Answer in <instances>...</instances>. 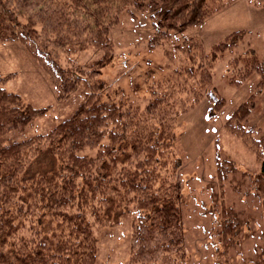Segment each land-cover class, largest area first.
Returning <instances> with one entry per match:
<instances>
[{"label": "trees", "instance_id": "trees-1", "mask_svg": "<svg viewBox=\"0 0 264 264\" xmlns=\"http://www.w3.org/2000/svg\"><path fill=\"white\" fill-rule=\"evenodd\" d=\"M233 1L0 0V44L21 42L59 100L84 95L74 113L47 132L12 138L49 107H36L7 90L4 84L14 73L0 70V264H96L94 226L117 223L129 209L135 212L131 264H181L183 225L175 180L180 160L173 147L178 114L187 106L167 99L163 80L152 87L146 107L133 111L128 100L109 95L99 76L101 61L81 65L73 58L93 45L111 59V28L133 9L149 12L159 28L157 38L167 40L176 31L202 25ZM244 32L232 31L209 53L195 36L178 45L189 62L181 72L189 78L194 100L202 92L194 82L205 84L210 65ZM247 51L241 76L257 71L262 86L264 61L252 47ZM207 90L214 107H220L223 99ZM252 96L227 124L262 159L255 186L264 205V133L253 139L254 128L242 125L254 105ZM221 210L219 252L228 256L240 224L228 222L224 203ZM253 264H264V255Z\"/></svg>", "mask_w": 264, "mask_h": 264}, {"label": "rangeland", "instance_id": "rangeland-1", "mask_svg": "<svg viewBox=\"0 0 264 264\" xmlns=\"http://www.w3.org/2000/svg\"><path fill=\"white\" fill-rule=\"evenodd\" d=\"M158 29L149 12L133 9L123 13L111 28V59L93 45L73 59L81 65L101 61L99 76L105 80L109 95L128 100L126 105L133 111L144 109L152 97V87L156 90L157 83L165 80L167 99L173 105L187 106L178 114L173 147L180 160L175 180L180 189L184 256L179 260L181 264H253L264 255V205L255 186L262 159L227 123L253 94L254 105L242 125L254 128L253 139L264 133L261 75L253 71L242 78L240 73L247 61V47L264 61V0H235L202 25L176 31L167 40L157 38ZM241 29L245 30L243 38L210 65L205 84L194 82L202 91L194 100L189 78L181 72L189 62L178 45L195 36L209 53L229 33ZM0 70L2 74L14 73L4 84L7 90L19 93L36 107H49L25 129L12 132V138L47 132L71 116L83 101L82 92L59 100L38 60L19 41L0 44ZM207 89L223 99L220 107H214ZM223 203L228 222L240 224V235L228 256L219 252L223 248ZM134 215L129 209L117 223L94 226L98 236L96 264H131Z\"/></svg>", "mask_w": 264, "mask_h": 264}]
</instances>
